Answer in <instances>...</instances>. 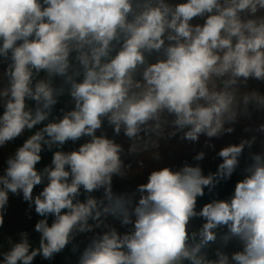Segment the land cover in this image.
Here are the masks:
<instances>
[{
	"label": "clouds",
	"instance_id": "9594fccd",
	"mask_svg": "<svg viewBox=\"0 0 264 264\" xmlns=\"http://www.w3.org/2000/svg\"><path fill=\"white\" fill-rule=\"evenodd\" d=\"M0 65V228L10 194L40 217L38 245L8 236L0 264L69 245L76 264H264V123L222 147L215 171L200 150L114 188L135 175L130 157L159 161L174 138L214 149L264 112L247 88L264 82V0H0Z\"/></svg>",
	"mask_w": 264,
	"mask_h": 264
},
{
	"label": "rangeland",
	"instance_id": "374dc122",
	"mask_svg": "<svg viewBox=\"0 0 264 264\" xmlns=\"http://www.w3.org/2000/svg\"><path fill=\"white\" fill-rule=\"evenodd\" d=\"M247 88L249 90L259 88H264V82H259L256 80H250L248 82ZM255 113V114H254ZM254 114V116H253ZM251 119L242 118L239 123L235 125V131L232 134H226L223 137L219 139H213L212 143L215 145L214 149L211 148H204V140L205 137L200 138V142L198 144H190L188 142L180 141L178 138L172 139L167 145L162 146L160 149L161 152V159L159 161H154L152 159H145L144 165L141 168H138L137 162L135 158H129V161L132 164L133 170H135V175H130L126 179H119L114 178V188L117 190H124L128 188H134L136 184L146 182L147 175L149 171H151L153 168H159L163 166H179L181 165L185 160L192 162V156L195 154V152L204 150L207 155L205 159L201 162L202 167L204 171L214 168L217 166V164L220 162L219 158L216 156V153L224 146L230 144V143H238L239 139L244 136L250 135L249 133L244 132V128L248 125H258L259 123H264V115L259 114V112H253ZM107 134L111 137L112 136V130L111 128H107ZM99 134V133H98ZM117 142L123 143L125 145V148H127V143L125 141V138L121 135L119 137H116ZM264 140V136L258 137L257 143L253 148V151H259L261 149V141ZM84 142V141H83ZM82 142V143H83ZM10 151V150H9ZM4 153V160L6 156L9 154L8 151H3ZM247 155V152L245 153ZM243 163V162H242ZM3 164V166H2ZM1 164V166L4 168L6 165L4 162ZM13 205L14 212H23L26 214L25 211H29L28 208H26V202L22 200V197L19 196H13L10 194V198ZM8 208H11V204L8 206ZM5 222H15L16 223V217L15 214L12 212L7 213V217L5 218ZM6 223L4 225H6ZM84 239L83 236L77 237V239ZM82 248V247H81ZM78 254H75L70 251L68 264H76Z\"/></svg>",
	"mask_w": 264,
	"mask_h": 264
},
{
	"label": "trees",
	"instance_id": "16d2710c",
	"mask_svg": "<svg viewBox=\"0 0 264 264\" xmlns=\"http://www.w3.org/2000/svg\"><path fill=\"white\" fill-rule=\"evenodd\" d=\"M198 22H202V21H198ZM3 65H0V70H2ZM261 93H264V88H259L258 89ZM60 107H63V103H61L60 105L57 106V113ZM3 109L2 107H0V113H2ZM258 113V112H257ZM255 114V113H254ZM253 114V116H254ZM259 114L264 115V112H259ZM21 141L18 140L16 141V144H19ZM82 141L77 142V144H72L71 142H69L68 144L65 145L64 150L68 151L71 150L73 148H76L79 146L80 143H82ZM14 147V146H13ZM43 159L41 161V163L38 165L39 168H43L45 165L49 164L51 162V158H52V153L51 152H44L42 153ZM4 153L3 151H0V174L3 173V162H4ZM2 164V166H1ZM216 167L214 168H210L208 170L205 171V173L207 174V172L209 171H215ZM241 176L239 175V172L237 174H235L232 179L226 183H222L220 186H218V188L216 189V193H218V197L219 198H226L227 196H229L231 194V192L234 189V185L236 180L240 179ZM43 186H38L34 191L35 192H39L40 190H42ZM99 195V194H97ZM212 198V195L206 194L204 198H202L199 201V204L202 205L203 203L207 202L208 200H210ZM11 204V208H8L7 213L8 212H12V214H15L16 217V223L14 222H9L6 223V225L3 226V228H0V244H3L6 240V238L8 236H11L13 239H18V233L21 231H28L30 234V241L31 243L35 246L38 245V241H39V234L36 233L33 229H34V225L36 223V221L40 218L38 217L35 212L34 209H29L28 204L26 203V208L29 209V211H25L27 215H25V213L21 212H14L13 210V205H12V201L11 199H9V205ZM7 217V215L5 216V218ZM49 222H51V218H49ZM196 223H199V221H196ZM82 240L80 238L77 239ZM7 247V245L5 244V248ZM81 247H83V245H81ZM71 251V245H69L68 248H66L62 253L58 254L55 259L51 262L49 261H45L42 260L40 257H37L36 260L34 261V264H68V259L67 258L69 256V252ZM75 255V254H74Z\"/></svg>",
	"mask_w": 264,
	"mask_h": 264
}]
</instances>
